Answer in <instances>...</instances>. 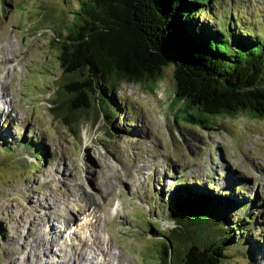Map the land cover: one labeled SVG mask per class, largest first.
I'll return each mask as SVG.
<instances>
[{"label": "rangeland", "instance_id": "374dc122", "mask_svg": "<svg viewBox=\"0 0 264 264\" xmlns=\"http://www.w3.org/2000/svg\"><path fill=\"white\" fill-rule=\"evenodd\" d=\"M70 9L54 0H0V264L55 261L36 243L54 238L46 231L64 220L74 223L77 240L65 242L64 234L58 243L65 253L80 249L78 239L85 235L79 212L89 205L100 220L93 232L104 252L86 237L91 251L83 257L94 255L93 264H159L158 243L152 241L157 237L148 228L165 226L163 200L184 183L247 202L234 215L248 214L253 222L244 224L243 235L227 230L235 244L226 245L221 264H264V120L192 125L173 104L167 81L149 87L122 82L115 96L108 93L121 101L112 124L96 104L57 116L53 109L66 96L51 36L69 20ZM211 9L216 25L237 23L264 35V0H218ZM6 52L10 61L2 66ZM64 118H71L70 127ZM221 203L227 210L232 206ZM224 225L220 219L216 228ZM51 246L58 249L50 241L45 251L55 255Z\"/></svg>", "mask_w": 264, "mask_h": 264}, {"label": "trees", "instance_id": "16d2710c", "mask_svg": "<svg viewBox=\"0 0 264 264\" xmlns=\"http://www.w3.org/2000/svg\"><path fill=\"white\" fill-rule=\"evenodd\" d=\"M54 1L71 6L69 20L51 36L66 96L53 109L57 116L96 104L112 124L121 101L108 93L115 96L122 82L149 87L167 81L173 104L192 125L207 129L215 120H264V35L237 23L216 25L211 8L218 0ZM70 119L63 120L67 127ZM227 186L237 192L234 183ZM173 190L163 200L165 226L148 228L157 237L152 241L158 243L159 264L224 262L226 245L235 244L227 230L243 235L244 224L253 222L248 214L234 215L247 202L219 196L207 185L184 183ZM221 201L232 205L229 211ZM219 218L223 228H216Z\"/></svg>", "mask_w": 264, "mask_h": 264}, {"label": "bare ground", "instance_id": "6f19581e", "mask_svg": "<svg viewBox=\"0 0 264 264\" xmlns=\"http://www.w3.org/2000/svg\"><path fill=\"white\" fill-rule=\"evenodd\" d=\"M1 47V46H0ZM2 48V47H1ZM8 56V53L6 52L5 53V55L3 56V62H1V64H3L2 66H4V65H7L8 64V62L10 61V58H8L7 57ZM12 60V59H11ZM2 70V69H1ZM3 71V70H2ZM2 99V98H1ZM69 192H72V191H68V193ZM67 193V196L68 197H75L74 196V193L72 192V194H73V196H70L71 195V193H69L68 194ZM79 200V199H78ZM57 202H59V201H57ZM59 203H61V202H59ZM58 203V204H59ZM68 205V203L67 204H64V206L66 207ZM93 205H89L88 207H86V208H83V210L81 211V213L79 212V214L81 215V219H79V220H81V222L82 223H80V224H78V226H80V230H82V235H85V237L84 238H79L78 239V243H77V246L79 245L80 246V249H73L72 247V249L67 253H65L64 251L65 250H63V246L64 245H62V244H59L58 243V240H62V235H63V237H64V234H67L68 235V237H64V241L66 242L67 241V239H69V240H75L76 239V234H75V230L72 228V225L74 224V223H70L71 222V219L68 221V222H66L65 220H64V225H62L61 227H54L53 225L52 226H50L49 228H48V230L46 231L48 234H50L51 233V235L54 237V238H52L51 239V236L49 237V238H47V239H49V240H47L46 241V243L44 244V245H41L40 243H42L43 242V240L44 239H40L39 241L40 242H38V243H36V247H40V246H42V248H43V250H42V253L43 254H45L46 255V257H53L54 258V260L55 261H45V263L44 264H82V260L83 259H85V260H87L89 263L88 264H93L92 263V261H93V258H94V261L97 259L94 255H91V256H86L85 257V255H84V257H83V254H84V252H85V250L87 251L88 249H90L89 251H91V248H90V246H87V240H86V237L88 238V237H90L91 238V242H93V244H94V246H95V248L97 249V250H99L101 253H103L104 251H101V249H99V241H100V236L98 237V234L96 233V232H93L94 230H95V226L97 225L98 226V221H100V220H97V216H96V210H95V208H93L92 207ZM82 208H78V209H82ZM43 209V208H42ZM46 211V210H45ZM47 212H49V210H47ZM77 212H78V210H77ZM78 220V221H79ZM77 226V227H78ZM52 228V229H51ZM72 228V229H71ZM76 229V228H75ZM78 231V230H77ZM63 233V234H62ZM47 234V235H48ZM79 234V233H78ZM90 234H92V235H90ZM77 240V239H76ZM50 241H52V243H54L56 246H58V249L57 250H53L52 249V247L53 246H51V249L52 250H50V252H52V253H54L55 255H50V253H49V251H45V250H47L46 249V245L48 244V242H50ZM101 242V241H100ZM101 244V243H100ZM103 244V243H102ZM35 247V248H36ZM65 247V246H64ZM65 249V248H64ZM105 250H106V248H105ZM58 252V253H57ZM65 253L64 255L62 254V258H61V261H60V263H59V258L57 257L58 256V254H60L61 255V253ZM94 251H92V253H93ZM96 253V252H95ZM107 254H109L110 256H112V254L110 253V250H107V252H106ZM59 255V256H60ZM79 257H82V258H78V256ZM106 255V254H105ZM77 256V257H76ZM56 258V259H55ZM105 263L106 264H110V262H109V260H107V261H105ZM38 264V263H37Z\"/></svg>", "mask_w": 264, "mask_h": 264}]
</instances>
